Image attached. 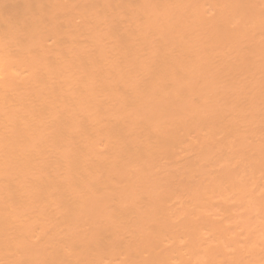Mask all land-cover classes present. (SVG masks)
<instances>
[{"label":"bare ground","instance_id":"bare-ground-1","mask_svg":"<svg viewBox=\"0 0 264 264\" xmlns=\"http://www.w3.org/2000/svg\"><path fill=\"white\" fill-rule=\"evenodd\" d=\"M263 181L264 0H0V264H264Z\"/></svg>","mask_w":264,"mask_h":264},{"label":"rangeland","instance_id":"rangeland-1","mask_svg":"<svg viewBox=\"0 0 264 264\" xmlns=\"http://www.w3.org/2000/svg\"><path fill=\"white\" fill-rule=\"evenodd\" d=\"M216 164H217V163H216ZM215 167H216V169H217L218 166H215V164H213V165H211L210 168H211V169H213V168L215 169ZM235 168H236L237 171H238V166H237V165H236ZM234 172H235V171H234ZM240 173H241L240 176L243 177V178L241 177L242 180H241V179H238V180H237V177L239 176V172H237L238 176L235 175V176H236V177H235V176L233 175V176H234V177H233L234 179L231 180V186L234 187V188L232 189V191L235 190V188H236V189L238 188L237 190L234 191V193H236V191L238 192V190L240 189V190H239V193H236L237 195H235V196H238V195L240 196V194H241V190L243 191V189L245 188V187H243V185L245 184V181H246L247 179H248L249 181L252 180V179H249V176H248V173H249V172H248V169H246L245 171L240 172ZM234 174H235V173H234ZM249 175H250V174H249ZM240 176H239V177H240ZM257 176H258V175H257ZM258 177H260L261 179L263 178L261 175L258 176ZM254 178H256V176H255ZM254 178H253V180H254ZM240 180H241V181H240ZM256 180H257V182H259L260 179H259V178H256ZM260 181H261V180H260ZM247 182H248V181H247ZM247 182H246V184L248 185ZM263 182H264V181H263ZM263 182H261V183L263 184ZM250 183H251V181L249 182V184H250ZM261 183H260V186H261ZM246 184H245V185H246ZM254 185H255V184H254ZM222 188H223V187H222ZM222 188H221V190H222ZM226 188H227V187H226ZM223 189H225V186H224ZM258 189H259V187H258ZM229 190H230L229 193L226 192V191H229ZM222 191H223V190H222ZM222 191H220V192L223 193ZM226 191L224 192V193H225L224 195H226V193H227L228 197H230V200H226V203H228L229 205H233V206H232L233 213H239V212H240V209H239L240 207L238 206L239 204H238V201L236 200V197L234 198V195L231 194L232 192H231V189H230L229 187H228V189H227ZM254 191H256V189L253 190V193H254ZM217 192H218V191H217ZM244 193H245V192H244ZM244 193H243V194H244ZM258 193H259V190H258ZM258 193L255 192L253 195H250V198H251V196H253V197L255 198V197L257 196ZM243 194H241V197H242V199H241V200H242V203H244V197L246 196V195H243ZM245 194H246V193H245ZM227 195H226V196H227ZM239 196H238V197H239ZM228 197H227V198H228ZM253 197L251 198V200L253 199ZM247 198H248V195H247ZM247 198H246V199H247ZM248 199H249V198H248ZM249 200H250V199H249ZM249 200H248V201L246 200L245 203H249V202H251V200H250V201H249ZM229 201H230V202H229ZM236 201H237V202H236ZM214 202H215V203L217 202L216 204L218 205V201H214ZM214 202H213V205H214ZM240 202H241V201H240ZM240 202H239V203H240ZM236 203H237L238 205H237ZM242 203H241V204H242ZM245 203H244V205H245ZM216 204H215V205H216ZM215 205H214V207L216 208L217 205H216V206H215ZM244 205H242V207H245ZM251 205H252V204H251ZM245 214H246V213H245ZM249 214H250V213H249ZM249 214H248V215H249ZM252 214H253V215H252ZM254 214L258 217V215L260 214V212L258 213V211H256V210L253 211V213H251L250 216H247V217H248V220H247V221H254V220L256 221V219H257V223H258V218H257ZM238 215H240V213H239ZM238 215H237V216H238ZM246 215H247V214H246ZM260 215L262 216V213H261ZM241 216H244V214L241 215ZM261 216H260V217H261ZM234 217H235V216H234ZM234 217H233V218H234ZM260 217H259V218H260ZM233 218H232V219H233ZM239 218H241V217H239ZM244 218L246 219V216H244ZM255 218H256V219H255ZM241 220H242V219H241ZM243 220H244V219H243ZM236 221H237V220H236ZM238 221H239V220H238ZM252 223H253V222H252ZM253 225H256V222H255V224H253ZM255 227H256V226H255ZM255 229H256V228H255ZM255 229H254V227L250 229V230L252 231V234L250 233V235L255 236V235L258 234V233H256L257 231H256V232L254 231ZM250 230H249V231H250ZM259 233H260V232H259ZM242 234H243V233H242ZM242 236H244V235H241V238H240V239L242 240V242H246L245 238H246V237H249V236H246L245 238L242 237ZM253 238H254V237H253ZM253 238H251V240H252ZM249 239H250V237L248 238V243H251V240H249ZM261 256H262V254H261Z\"/></svg>","mask_w":264,"mask_h":264}]
</instances>
